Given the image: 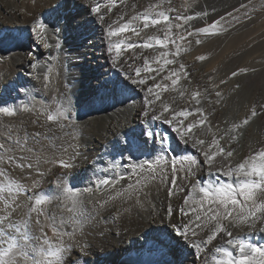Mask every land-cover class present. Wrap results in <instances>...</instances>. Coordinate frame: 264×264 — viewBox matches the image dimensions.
Instances as JSON below:
<instances>
[{"label": "snow or ice", "instance_id": "1", "mask_svg": "<svg viewBox=\"0 0 264 264\" xmlns=\"http://www.w3.org/2000/svg\"><path fill=\"white\" fill-rule=\"evenodd\" d=\"M250 4L251 0L220 14L199 0L179 7L173 0H150L143 6L129 0H55L51 9L58 15L33 18L30 77L47 88L52 69L47 62L41 64L38 57L43 53L37 49L63 51L70 38L93 48L94 29L99 27L105 58H111L109 68L115 72L97 77L90 97L125 96L133 104L139 97L140 107L135 122L115 134L110 153L114 177L107 178L105 172L106 178L93 180L87 169L74 171L81 153L73 144L65 147L57 143L60 138L47 135L51 124L75 128L71 100L37 108L34 102L10 104L9 98L17 97L0 93V264H87L89 245L79 239L85 228L99 223L97 217L117 203L120 207L109 212L113 221L134 209H151L149 216L155 215L156 206L144 191L153 184L164 190V201L159 221L152 223L163 227L153 228L144 243L150 245L149 253L173 257L163 264H186V252L194 257L193 264H264V243L251 239L254 233H264V145L235 162L244 130L264 115V104L259 110L252 105L238 122L224 120L223 128L214 124L216 106L225 99L219 89L249 69L232 71L219 83L209 76L203 88L188 87L191 71L181 59L193 43L202 45L208 37L251 21ZM85 8L88 15L82 16ZM50 35L55 37L53 44L48 42ZM208 59L207 54L195 57L199 62ZM240 87L235 84L231 91ZM33 112L38 117L33 123L44 118L40 129L30 131L22 121L16 123L21 113ZM69 148L72 152L65 159ZM44 164L62 171L56 192L38 195V179L26 184L16 177H43L50 170ZM200 172L206 175L193 182ZM85 200L92 211L86 210ZM54 202L59 211L49 210ZM237 228L246 231L236 233Z\"/></svg>", "mask_w": 264, "mask_h": 264}, {"label": "bare ground", "instance_id": "2", "mask_svg": "<svg viewBox=\"0 0 264 264\" xmlns=\"http://www.w3.org/2000/svg\"><path fill=\"white\" fill-rule=\"evenodd\" d=\"M189 1L173 0V4L179 7L189 3ZM229 1L205 0L204 4L221 9ZM148 2L150 0H129L130 4L137 3L141 6L146 5ZM54 4L55 0H0V93L6 98L17 97L16 100L9 98L10 104H31L34 102L37 108H40L41 104L55 107L54 102H61L66 98L71 100L76 120L75 128L60 129L55 124H51L49 127L52 130L47 135L60 138L57 140L58 144L64 143L65 147H67L71 143L80 151L81 156L76 160L77 168L74 171L83 173L87 169V175L93 180L98 177L106 178L104 176L105 172H107V178H113L115 174L110 168L113 155L110 153L116 140L115 134L123 132L129 124L135 122L136 113L140 107V98L134 97L135 104H133L125 96H117L105 100H101L99 97L94 99L90 97V86L98 82L96 78L110 71L115 72V69L109 68L111 58H105L106 53L99 27L94 29L93 43L95 47L93 48L85 47L82 42L70 38L67 42L68 45L64 46L63 51L55 48L51 50L37 49V51L43 53L38 57L41 64L43 65L47 62V67L52 69L51 83L48 84L47 88L43 86L41 80L29 76L30 69L28 64L32 59L29 52L35 47L34 41L30 38V29L34 26L33 18H39L42 15L46 17L58 15L56 10L51 9ZM199 4L201 5V0H199ZM81 15L87 16L88 9H83ZM54 40L55 37L50 35L49 44H53ZM237 41L239 42V40ZM220 44L218 45L220 46ZM201 50V45L193 43L191 49L182 54V61L189 65L191 71V84L187 85L188 87L199 85L203 88L207 86L209 76L214 79L218 77L216 60L210 63L195 60L196 56L201 55ZM206 54L210 55L209 53ZM246 63L248 64L249 62ZM42 70L47 72V68ZM37 71L39 73L41 69ZM251 75L249 72L243 74L240 81L241 87L236 92L231 91L234 85L230 87L221 86L219 90L222 91L225 99L221 105L216 106V115L212 118L214 124L219 123L220 127L223 128L226 126L223 123L224 120L238 122L248 114L251 106L255 105L253 92H251L253 90L245 88V85H249L252 81ZM229 81L232 80L230 79ZM16 89H25L26 91L17 92ZM259 105H256L258 110ZM37 120L38 117L35 112L21 113L16 123L22 121L30 131H35L40 129V125L44 123L42 116L39 117L38 123H33ZM161 127L164 126L161 125ZM244 133L238 146L235 162L240 161L249 154L251 149L264 145V115L254 118L244 130ZM71 152L72 149L69 148L68 154H65L64 158L67 159ZM57 155H60V153H57ZM116 160L122 162L120 157H116ZM93 163L96 164L95 168L92 167ZM43 167L50 169L43 177L25 175L24 177L17 176L16 178L26 184H31L32 179H38L40 186L35 189L38 195L55 193L59 184L58 176L62 170L51 164H44ZM94 172L98 176L93 175ZM205 175L204 172L198 173L193 178V182L200 181L201 177ZM222 179L235 180L234 177ZM204 182L207 181L205 180ZM144 191L148 193V200L156 206L155 215L149 216L151 209L147 211L134 209L131 213L125 214L122 219L113 221L109 212H114L115 208L120 207V204L117 203L115 208L104 211L100 217H97L99 223L93 227L85 228L84 235L79 237V239L89 245V254L85 258L87 264H144L148 260L160 261L163 264L164 261L173 258L170 254L164 255L159 251L149 253L148 247L150 245H145L144 243L146 234L150 233L153 228L163 227L159 223H152V220L159 221L160 213L163 212L164 190L162 188L158 190L157 186L153 184L146 187ZM102 195L103 193H97L98 197ZM124 206L127 207L128 205L125 204ZM85 208L88 211H92L91 203L88 200H85ZM145 208H147V205H145ZM49 210L59 211L55 202L50 206ZM138 211L141 212L140 215L137 214ZM70 230L71 228H69ZM101 230L103 232L102 235ZM244 231H246L244 228L234 229L236 233H243ZM49 235H51V232H49ZM251 239L253 242L264 243V233H254L251 235ZM164 252H167V249H164ZM185 254L187 255L186 264H193L194 257L187 252ZM212 254L211 252L209 253V258H211ZM132 258L133 260L131 261L130 259Z\"/></svg>", "mask_w": 264, "mask_h": 264}, {"label": "rangeland", "instance_id": "3", "mask_svg": "<svg viewBox=\"0 0 264 264\" xmlns=\"http://www.w3.org/2000/svg\"><path fill=\"white\" fill-rule=\"evenodd\" d=\"M191 2L192 0L189 1V3ZM204 2L205 0H201V5H203ZM240 3H249V0H230L221 9H218V11L220 14H223L225 10L230 11L232 10L233 6L238 7ZM249 12H251L253 16V19L251 21L245 20L243 23L237 24L235 28H231L226 34L211 36L205 39V42L201 45V49H202L201 54L204 53L205 54L209 53L210 55L212 54L211 56L207 54L209 56V59L204 61L206 63H210L216 60L215 61L217 63L216 67L218 70L217 72L218 79L217 78L214 79L216 83L217 82L219 83L221 79H227L232 71H236L240 68L249 67L248 69L250 70L248 72L252 74L251 75L252 81L249 85L248 84L245 85V88L247 87V89L251 88V90H253L251 92H253V99L255 101V105L258 104L262 105V103L264 102V75H263L264 74L263 73L264 72V64H263L264 63V0H251ZM241 19H243V17H241ZM228 36L231 37L232 39L231 38L229 39ZM236 38L237 40H239V42L236 40ZM240 43L243 44L240 45ZM218 44H220V46ZM213 50H215L216 52ZM226 52L228 53L226 54ZM246 62L249 63L247 64ZM251 69H255V71H251ZM243 74L237 76L236 78H232L231 79L232 81H228L229 84L227 83L226 85H222V87H230L231 85L240 84ZM259 92L261 93L259 94ZM131 256H129V258H131ZM130 260L132 261L133 258Z\"/></svg>", "mask_w": 264, "mask_h": 264}]
</instances>
